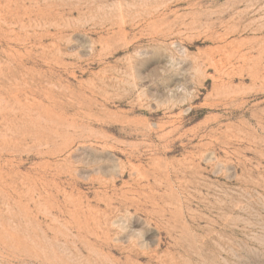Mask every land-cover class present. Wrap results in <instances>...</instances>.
Instances as JSON below:
<instances>
[{
	"label": "rangeland",
	"instance_id": "rangeland-1",
	"mask_svg": "<svg viewBox=\"0 0 264 264\" xmlns=\"http://www.w3.org/2000/svg\"><path fill=\"white\" fill-rule=\"evenodd\" d=\"M0 264H264V0H0Z\"/></svg>",
	"mask_w": 264,
	"mask_h": 264
}]
</instances>
